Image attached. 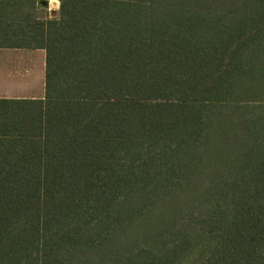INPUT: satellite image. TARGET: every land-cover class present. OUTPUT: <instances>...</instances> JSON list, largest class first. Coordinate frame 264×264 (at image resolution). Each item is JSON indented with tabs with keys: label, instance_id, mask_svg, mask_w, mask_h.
<instances>
[{
	"label": "trees",
	"instance_id": "16d2710c",
	"mask_svg": "<svg viewBox=\"0 0 264 264\" xmlns=\"http://www.w3.org/2000/svg\"><path fill=\"white\" fill-rule=\"evenodd\" d=\"M58 1L0 0V264H264V0Z\"/></svg>",
	"mask_w": 264,
	"mask_h": 264
},
{
	"label": "crops",
	"instance_id": "0c3cea01",
	"mask_svg": "<svg viewBox=\"0 0 264 264\" xmlns=\"http://www.w3.org/2000/svg\"><path fill=\"white\" fill-rule=\"evenodd\" d=\"M45 87V50L0 48V99H43Z\"/></svg>",
	"mask_w": 264,
	"mask_h": 264
},
{
	"label": "rangeland",
	"instance_id": "374dc122",
	"mask_svg": "<svg viewBox=\"0 0 264 264\" xmlns=\"http://www.w3.org/2000/svg\"><path fill=\"white\" fill-rule=\"evenodd\" d=\"M60 2L58 0H48V8L47 9H40L39 10V16L44 19H50L54 17L55 13L59 11ZM3 88H8V86H4L2 83Z\"/></svg>",
	"mask_w": 264,
	"mask_h": 264
}]
</instances>
